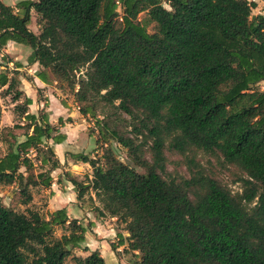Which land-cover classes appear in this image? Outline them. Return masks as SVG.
<instances>
[{"label":"trees","instance_id":"1","mask_svg":"<svg viewBox=\"0 0 264 264\" xmlns=\"http://www.w3.org/2000/svg\"><path fill=\"white\" fill-rule=\"evenodd\" d=\"M255 8L254 0H27L14 12L0 0V51L8 42L28 47L37 77L48 73L97 126L102 164L70 154L92 174L65 176L78 201L92 193L97 216L124 225L129 264H264V13L252 16ZM31 10L38 34L28 29ZM18 85L0 73L3 94L15 104L23 97L14 112L25 122L13 126L23 140L13 137L0 157V184H15L25 206L18 213L0 201V264H105L99 251L73 255L87 228L65 209L44 216L29 208L28 188L48 189L59 168L49 142L65 136L61 119L52 126L44 109L28 112ZM111 142L144 172L118 160ZM165 148L240 169L241 193L197 166L188 180L163 179ZM31 152L50 165L39 177ZM56 228L65 232L56 237Z\"/></svg>","mask_w":264,"mask_h":264},{"label":"rangeland","instance_id":"2","mask_svg":"<svg viewBox=\"0 0 264 264\" xmlns=\"http://www.w3.org/2000/svg\"><path fill=\"white\" fill-rule=\"evenodd\" d=\"M21 1H27V0H1V2L4 5L11 7L14 12H17V4ZM30 1H36V0H30ZM164 7L167 8V5L165 3H164ZM258 11H259V7H258ZM258 11L256 9H253L251 15L252 16L256 15ZM35 20H36L35 13L31 10L28 29L32 31L34 34H38L39 29L38 26L36 25ZM9 51H10L9 54H6L4 50L0 51V67H2L0 69V73L5 72L8 74L9 77L13 76L18 81L20 79L22 80V78H26V79L29 78L28 76H26V72L23 70V68H25L27 64L20 63L22 65L20 70L21 72L19 71L14 72L15 66L19 62L13 60V56H15L18 58H23V60H25L26 62L27 52H24L21 49H16V50L10 49ZM28 82L30 83L31 86H34V84H32L30 81ZM258 88L263 89L264 82L260 83L258 85ZM20 89H22L23 93L25 94V91H28L29 87L26 86V88H24L23 86L18 85L17 90ZM51 90H52L50 92L51 95L61 99L62 102L69 104L71 108L73 107L74 98L71 94H69L68 92H61L59 90L58 91H55L53 89ZM15 91L16 88L14 89V92ZM3 92L4 91L0 88V116H1V111H4L5 113L3 112L2 113L6 117L3 119V121L4 123H7L8 126H4L0 124V157H2L7 152V145L8 143H12L13 137L15 138L16 141L23 140L22 133L24 130L14 129L13 126L15 124H20V125L25 124V122L14 112L15 105L21 103L23 101V97H21L18 103L15 104L11 100L13 93L5 96ZM47 94L44 93V90L37 89V100L41 101L42 106H40L37 112L36 110H32L36 112L35 113L36 115H39L42 109H44L45 112L48 114L47 112L48 98L45 96ZM45 104H46V108L43 107V105ZM30 109L32 108L29 107L28 111H30ZM123 118L128 120V118L125 115H123ZM68 133L72 137V141H73L72 143L74 145H78L79 147H81L78 148L81 150H77L74 148L75 151L86 153L87 155H89L91 159L96 161L97 164H102L101 157L106 145L105 144L102 145V143L98 145L96 144V139L98 138V132H97V126L95 125V122L92 119L83 118L79 114L77 123L76 124L71 123L68 126ZM85 134L91 139L90 141L92 143L90 146L83 144L81 141V138ZM93 141H94V145H93ZM107 144L110 145L118 160H120L124 164H127L130 167H134L136 171L139 173L144 172L142 168L138 167L131 159L128 158L126 151L120 145H118L115 142H111ZM142 145H143L144 158L148 162H151V153L149 152L150 142L148 143L145 142ZM57 151L58 153L62 152L60 150ZM163 154L166 158V162H165L164 170L162 172H159V174L163 179L167 181L169 180L181 181L184 179L188 180L192 177L195 171V167L197 166V168L200 167L204 169L205 173H207L212 178L216 179L221 185L225 186L230 191H232L233 194H236V193H241L243 189L242 188L243 181L247 179L246 175L240 169L234 166H227L222 161L207 154L197 153L194 155H190L189 158L193 160V163H191L188 159L180 156L178 153L169 150L168 148H165L163 150ZM46 156L49 157L48 154ZM29 157L32 159L34 164V168L31 172L35 177H39L40 174L44 173L49 169L50 165L41 166L39 160L35 157L34 152H31L29 154ZM66 158L68 159L67 155ZM49 159H52V157H50ZM59 168L63 169L65 167H59ZM59 168L50 173V176L52 177V182L53 181L59 182L60 179L67 180V176L65 175H68V177H74L78 181L85 182L86 181L85 179L91 176L92 174V168L89 165H83L82 168L80 169L77 168L74 169L75 173H71L69 171L65 172L64 169L59 170ZM20 171L24 173L25 169L21 168ZM24 174L26 175V173ZM28 192L31 195V202L29 203V208L34 209L39 213H41L42 215L46 216L47 213H49L48 212L49 210H47V205H48L47 202L50 196L49 189H44L40 186L29 187ZM90 194L92 193L89 192L87 196H85V198L82 200L84 205L86 204L91 205V203L88 200V195ZM23 199L24 196H22L20 189L15 184H9V185L0 184V201L5 207L10 208L15 212L23 213L25 211V206L22 205ZM93 212L94 213L91 216V219H95L97 222H100L105 228V229H100V233H99V236L102 237V240H100V242L105 240V242L99 243V247L102 248V252L100 254L103 257L105 264H129L132 261L133 256L127 250V245L125 241L122 245L120 244L121 237L119 238L118 236L121 235L122 238L125 237L124 235L126 233L124 230V225L119 221H117L115 218L107 217L102 220L98 219L99 217L97 216V212L95 211ZM78 221L81 222L87 228V234H86L87 238L85 239V242L81 245L79 249H75L73 251V255L79 257H86L90 251V248L88 247H91L88 246L90 244V239L92 240V237L96 236V234L93 233V230L95 229H92L93 226H91L94 223L93 221L90 222L89 220L83 222V220L79 219ZM64 232L65 231L63 228H56L55 236L60 237ZM106 243L108 245H106ZM111 245H113L116 248L115 251L111 250L110 247ZM66 264H71V258H68L66 260Z\"/></svg>","mask_w":264,"mask_h":264},{"label":"crops","instance_id":"3","mask_svg":"<svg viewBox=\"0 0 264 264\" xmlns=\"http://www.w3.org/2000/svg\"><path fill=\"white\" fill-rule=\"evenodd\" d=\"M254 1L256 3L255 9L257 11L259 7V11L256 15L263 14L264 13L263 11L264 1L263 0H254ZM10 49H15V50L21 49L22 51L27 52L26 62L25 60H23V58H18L15 56H13V60L16 62H19L16 65H20V68H17V69L15 68V71L21 72L20 71L21 66H22L21 64H25V63L27 64L26 67L23 68V70L26 72V76L29 77L27 79L29 80H27L26 78H22V80L21 79L19 80V85L23 86L24 88H26V86L29 87L28 91H25V94H26V97L31 100V105L29 107H31L32 109H30V111L28 112L31 114H35L37 110H39L40 106H42L41 101L37 100V89L44 90V93L46 94L49 93L45 95L48 98V102H47L48 103L47 104L48 122L50 125L56 126L58 124V120L61 119L63 122V125L59 128V131L65 136L64 141L61 142L60 144L53 145L51 142V147L53 148L55 158L57 159L59 163V167H65L63 168L65 172L69 171L71 173H75L74 169L76 168L80 169L82 168L83 165H88V164H83L77 161H73L69 156L70 154L81 153L80 151L74 150V148L77 150H81V149H78L81 147H79L78 145H74L72 143L73 142L72 137L68 133V126L71 123L76 124L79 118V112H78V107L76 103L74 102L73 107L71 108L69 104L62 102L61 99L56 98L50 94V92L52 91L51 89L58 91L55 88V82L49 78L50 76L48 75V73L46 75L45 81H41L37 77V73H39L42 70V68L36 62H33V63L27 62V59H29V56L31 55V52H32L28 47L26 48L25 46H21L20 44H17L15 42H8L7 45L2 50H4L6 54H9ZM1 68L2 67H0V69ZM28 81L34 84V86H31ZM20 91H22V89H20ZM32 110H36V112ZM2 112L5 113L4 111H1L0 124L4 126H8V124L4 123L3 121V119L6 116H4ZM90 140H91L90 137H88L86 134L81 138L82 143L88 146H90L92 143ZM93 145H94V141H93ZM57 150H60L62 152L58 153ZM66 155L68 156V159L66 158ZM60 169L62 168H59V170ZM56 182L57 181H53L51 183V186L48 188L49 194H50L49 200L47 202L48 204L47 210H49L48 212L50 213L58 209H65L67 211L69 220L81 219L83 220V222H86L88 220L90 222L93 221L94 224L91 226H93L92 229H95L93 230V233L96 234V236L95 237L93 236L92 240L90 239V244L88 246H91V247H88V248H90L89 252L99 251L101 253L102 248L99 247V243L105 242V240L100 242V240H102V237L99 236V233H100V229H105V228L100 222H97L95 219H91V216L94 213L93 211H95L94 210L95 207H98V204L94 203L93 207L90 204L84 205L82 201L77 200V193L75 192L74 187L70 182L64 179H60L59 182L57 183ZM90 195L94 199V195L93 194H90ZM98 219L102 220L104 218L99 217ZM124 236H125L124 238H126L127 233ZM86 238L87 237L85 235V239ZM106 245L108 244L106 243Z\"/></svg>","mask_w":264,"mask_h":264}]
</instances>
